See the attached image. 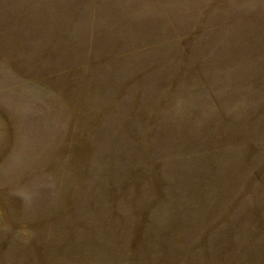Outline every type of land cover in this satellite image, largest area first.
<instances>
[{
  "label": "rangeland",
  "instance_id": "rangeland-1",
  "mask_svg": "<svg viewBox=\"0 0 264 264\" xmlns=\"http://www.w3.org/2000/svg\"><path fill=\"white\" fill-rule=\"evenodd\" d=\"M0 264H264V0H0Z\"/></svg>",
  "mask_w": 264,
  "mask_h": 264
}]
</instances>
